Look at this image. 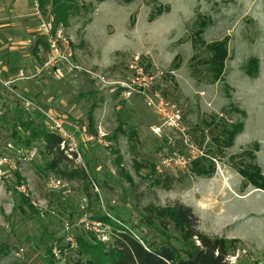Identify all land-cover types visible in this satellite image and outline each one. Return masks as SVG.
<instances>
[{
  "label": "rangeland",
  "instance_id": "rangeland-1",
  "mask_svg": "<svg viewBox=\"0 0 264 264\" xmlns=\"http://www.w3.org/2000/svg\"><path fill=\"white\" fill-rule=\"evenodd\" d=\"M59 2L66 14L55 24L71 47V65L49 64L32 0L29 9L0 0V264H88L86 247L108 244L122 226L137 238L167 237L180 250L171 221L156 216L174 203L192 209L202 234L234 240L230 264H264V192L244 187L237 174L258 146L255 165L264 176V0ZM42 3L44 17L55 19L52 0ZM220 43L227 59L214 82L208 49ZM135 61L180 112L179 131L161 127L143 97L123 98ZM13 113L49 132L46 115L63 123L74 138L65 147L92 177L89 197L80 183L60 179L61 188H48L58 177L44 169L41 142L24 146L28 132ZM238 124L242 133L222 148L224 131ZM98 128L107 135L102 141ZM185 137L213 162L211 178L163 164L185 154ZM82 221L98 223V233Z\"/></svg>",
  "mask_w": 264,
  "mask_h": 264
},
{
  "label": "trees",
  "instance_id": "trees-1",
  "mask_svg": "<svg viewBox=\"0 0 264 264\" xmlns=\"http://www.w3.org/2000/svg\"><path fill=\"white\" fill-rule=\"evenodd\" d=\"M52 6L56 13L55 22L63 21L66 14L64 6L59 0H52ZM208 50L212 54L210 63L213 81L218 82V77L221 75L224 62L227 59L226 44H214ZM255 74L256 71H251L249 68L246 70L247 77L253 78ZM94 109L95 107L92 106L89 111L90 126L93 124ZM14 115L13 113L12 120L20 121L22 131L28 132L24 146L29 147L32 142H41L39 154L49 159L44 167L45 171L66 183H80L85 195L89 197L92 177L85 167L75 165L76 154L68 152L65 146L61 148L62 139L43 129L41 124L33 125V121H21L19 116L14 117ZM242 130L243 125L238 124L231 130L224 131V137L219 145L225 149L231 148L234 139L242 133ZM116 132L120 133V128ZM258 149L259 147L255 146L253 151L246 153L252 164L246 169L237 170V174L245 182L244 187L250 186L257 191L264 192V176H262L259 166L255 165V153L258 152ZM190 171L196 177L209 179L215 174V166L210 159L203 158L192 162ZM156 216L158 222L161 219L171 221L182 244L180 250L173 248L168 243L167 237L165 240L159 239V241H156L155 238L154 241H151L148 237L137 238L132 229L122 226L113 229L108 244L98 243L85 246L88 248L86 252L90 256L88 264H230L228 262L229 244L234 240L227 241L218 237H208L199 232V220L190 207L174 203L159 211Z\"/></svg>",
  "mask_w": 264,
  "mask_h": 264
},
{
  "label": "built area",
  "instance_id": "built-area-1",
  "mask_svg": "<svg viewBox=\"0 0 264 264\" xmlns=\"http://www.w3.org/2000/svg\"><path fill=\"white\" fill-rule=\"evenodd\" d=\"M45 0H32L33 16L38 22L39 36L47 42L51 56L49 58V64L65 63L70 64V60L73 58V53L68 40L63 36L61 28H57L55 19L53 16L48 15L44 17L41 3ZM74 69H77L74 67ZM131 76L127 83L121 85L122 96L125 99L134 96H141L145 99L147 107L153 109L156 114L161 118V127L169 131H179L181 129L182 117L180 112L175 108L165 103L152 87L153 77L149 76L141 67H139L137 61L130 67ZM152 96V97H151ZM51 127V132L58 135L62 139L61 148H63L67 142L73 143L74 138L68 133L61 121L53 120L46 115ZM157 132L160 130L157 129ZM106 133L103 129L98 128L96 130V139L102 141L106 138ZM185 146V154L173 153L172 157L164 158L163 164L165 166L177 167L179 169L188 168L192 162L199 159H209L204 149L197 147L190 141L188 137L183 140ZM27 156L33 158L35 156L34 151L28 152ZM48 188L50 190H56L62 187V182L58 179H51L48 181ZM83 228L88 232L98 233V223H91L88 221H82ZM66 230L69 226L66 225ZM71 248L74 245L73 240L66 239Z\"/></svg>",
  "mask_w": 264,
  "mask_h": 264
},
{
  "label": "crops",
  "instance_id": "crops-1",
  "mask_svg": "<svg viewBox=\"0 0 264 264\" xmlns=\"http://www.w3.org/2000/svg\"><path fill=\"white\" fill-rule=\"evenodd\" d=\"M22 5H25L28 7V9L31 6V0H14L13 6L15 7H22ZM35 20V19H34ZM230 174L227 171L223 172V178L228 179ZM257 191V190H256ZM259 192V191H258ZM233 240V239H232Z\"/></svg>",
  "mask_w": 264,
  "mask_h": 264
}]
</instances>
